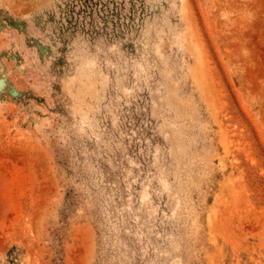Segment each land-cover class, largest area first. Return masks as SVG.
I'll return each instance as SVG.
<instances>
[{
    "label": "rangeland",
    "instance_id": "1",
    "mask_svg": "<svg viewBox=\"0 0 264 264\" xmlns=\"http://www.w3.org/2000/svg\"><path fill=\"white\" fill-rule=\"evenodd\" d=\"M0 264H264V0H0Z\"/></svg>",
    "mask_w": 264,
    "mask_h": 264
}]
</instances>
